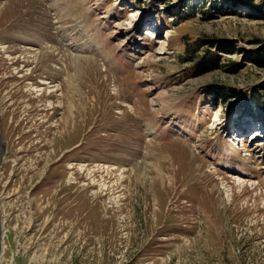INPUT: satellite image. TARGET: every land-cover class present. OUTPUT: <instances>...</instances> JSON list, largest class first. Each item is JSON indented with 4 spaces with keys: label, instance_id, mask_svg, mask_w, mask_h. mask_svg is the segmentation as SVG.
<instances>
[{
    "label": "rangeland",
    "instance_id": "1",
    "mask_svg": "<svg viewBox=\"0 0 264 264\" xmlns=\"http://www.w3.org/2000/svg\"><path fill=\"white\" fill-rule=\"evenodd\" d=\"M263 97L264 0H0V264H264Z\"/></svg>",
    "mask_w": 264,
    "mask_h": 264
},
{
    "label": "trees",
    "instance_id": "2",
    "mask_svg": "<svg viewBox=\"0 0 264 264\" xmlns=\"http://www.w3.org/2000/svg\"><path fill=\"white\" fill-rule=\"evenodd\" d=\"M193 61V60H192ZM264 99V97L262 98V101H264L263 100ZM257 103V102H256ZM252 105H253V103H252ZM260 105H262V106H256V107H259V108H257L258 110V112L257 113H261V114H263L264 113V102L263 103H260ZM257 117L258 118H260V119H262L263 117L262 116H260V115H257Z\"/></svg>",
    "mask_w": 264,
    "mask_h": 264
},
{
    "label": "bare ground",
    "instance_id": "3",
    "mask_svg": "<svg viewBox=\"0 0 264 264\" xmlns=\"http://www.w3.org/2000/svg\"><path fill=\"white\" fill-rule=\"evenodd\" d=\"M166 35H167V33H166ZM166 37L168 38L169 35H167ZM67 79H68V80L70 79L69 76L67 77ZM42 84H43V85H46V82H43ZM66 111H67V110H66ZM68 112H69V111H68ZM73 113H74V112H73ZM73 113H72V115H73ZM68 120H69V119H68ZM68 120H67V121H68ZM65 123H66V122H65ZM65 123H64V124H65ZM67 124H68V123H67ZM67 124H66V125H67ZM254 133L257 134L258 131L254 132ZM263 137H264V136H263ZM261 140H262V139H261ZM263 140H264V139H263Z\"/></svg>",
    "mask_w": 264,
    "mask_h": 264
}]
</instances>
